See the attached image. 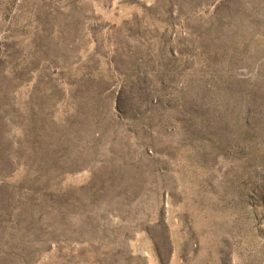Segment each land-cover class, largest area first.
I'll return each instance as SVG.
<instances>
[{"label": "rangeland", "instance_id": "obj_1", "mask_svg": "<svg viewBox=\"0 0 264 264\" xmlns=\"http://www.w3.org/2000/svg\"><path fill=\"white\" fill-rule=\"evenodd\" d=\"M0 264H264V0H0Z\"/></svg>", "mask_w": 264, "mask_h": 264}]
</instances>
